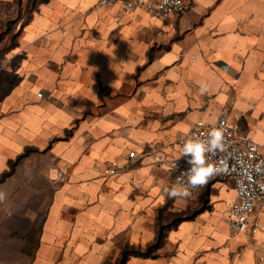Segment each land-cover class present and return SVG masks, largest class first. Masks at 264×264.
Wrapping results in <instances>:
<instances>
[{"label":"crops","instance_id":"crops-1","mask_svg":"<svg viewBox=\"0 0 264 264\" xmlns=\"http://www.w3.org/2000/svg\"><path fill=\"white\" fill-rule=\"evenodd\" d=\"M100 1L37 4L0 57V264H264V215L233 233L229 181L163 193L199 120L227 112L264 146V0L167 19Z\"/></svg>","mask_w":264,"mask_h":264},{"label":"built area","instance_id":"built-area-1","mask_svg":"<svg viewBox=\"0 0 264 264\" xmlns=\"http://www.w3.org/2000/svg\"><path fill=\"white\" fill-rule=\"evenodd\" d=\"M117 1L122 2L123 11L126 13H132L137 7L142 6L161 19L173 15L182 16L189 9L186 0H101L100 5ZM215 127H222L224 130V149L210 154L209 161L216 165L219 171L191 199L199 196L212 181H229L235 190V200L224 213L225 219L229 222L233 233L256 234L261 229L264 215V146L258 144L241 129L240 118L231 120L226 112L215 123L199 120L180 140L179 145L182 146L183 141L190 136L207 138V133ZM134 155L135 152H131L129 157L133 158ZM177 158L178 156L172 158L169 163L173 176L172 183L180 176L181 171L189 167L185 159L181 158L177 161ZM175 161L178 163V169L172 167ZM159 163L161 164L162 161L160 160ZM122 171L116 161H111L104 174L108 177H117Z\"/></svg>","mask_w":264,"mask_h":264},{"label":"clouds","instance_id":"clouds-1","mask_svg":"<svg viewBox=\"0 0 264 264\" xmlns=\"http://www.w3.org/2000/svg\"><path fill=\"white\" fill-rule=\"evenodd\" d=\"M201 93L207 91L206 85H201ZM224 149V130L222 127L212 128L207 133V138L190 136L186 138L180 147V155L177 158L185 159L189 167L180 172V176L171 186L163 189L164 196L173 200H189L196 192L202 189L210 179L218 174V167L209 161V155ZM175 161L173 168L178 169ZM3 194H0L2 198Z\"/></svg>","mask_w":264,"mask_h":264},{"label":"rangeland","instance_id":"rangeland-1","mask_svg":"<svg viewBox=\"0 0 264 264\" xmlns=\"http://www.w3.org/2000/svg\"><path fill=\"white\" fill-rule=\"evenodd\" d=\"M43 1L45 0L0 2V57L14 45L22 25L31 15V8ZM207 189L202 192V196H207Z\"/></svg>","mask_w":264,"mask_h":264},{"label":"trees","instance_id":"trees-1","mask_svg":"<svg viewBox=\"0 0 264 264\" xmlns=\"http://www.w3.org/2000/svg\"><path fill=\"white\" fill-rule=\"evenodd\" d=\"M46 1V0H45ZM28 152V151H27ZM26 154V153H25ZM19 158H21V157H19ZM11 167H13L12 166V163H11ZM11 174V171H9V172H5L2 176H1V179H4V178H6L7 176H9ZM136 254H140V252H135ZM143 255H148V251H146V252H144L143 253Z\"/></svg>","mask_w":264,"mask_h":264}]
</instances>
